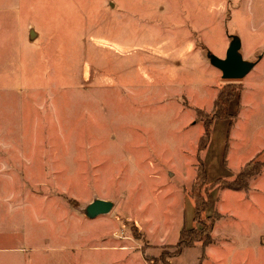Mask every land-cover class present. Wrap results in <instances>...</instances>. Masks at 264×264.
<instances>
[{
    "label": "rangeland",
    "instance_id": "374dc122",
    "mask_svg": "<svg viewBox=\"0 0 264 264\" xmlns=\"http://www.w3.org/2000/svg\"><path fill=\"white\" fill-rule=\"evenodd\" d=\"M235 36L255 67L227 81L210 55ZM230 83L233 125L215 120L198 153ZM197 157L208 185L263 165L210 190L205 229ZM96 198L115 207L88 219ZM210 219L193 264H264V0H0V264H164Z\"/></svg>",
    "mask_w": 264,
    "mask_h": 264
},
{
    "label": "trees",
    "instance_id": "16d2710c",
    "mask_svg": "<svg viewBox=\"0 0 264 264\" xmlns=\"http://www.w3.org/2000/svg\"><path fill=\"white\" fill-rule=\"evenodd\" d=\"M242 88L243 87H241V84L230 83L228 85L223 86L219 90L214 103V111L212 113V116H207L206 120L203 121L204 132L198 141V153L203 152L208 148L212 135V126L215 120H228L230 122L229 125H233L232 115L229 112V108L231 102L235 100L242 92ZM197 160L198 165L196 166V175L191 187V195L195 199L194 221L202 225V227L205 229V223L202 220V215L212 206V196L210 194V190L213 189L216 185L220 184L222 189H229L232 191L241 192L248 188L249 178H253L260 174V166L262 168L263 165H260V163H255L251 168L247 167L240 171L236 178L232 181L218 180L215 181L213 184L208 185V177L207 171L205 169L204 160L200 157H197ZM256 167L258 168L256 169ZM203 190H209L206 199L201 194V191ZM214 222V219H210V224L208 227H206L208 232H204L206 236H202L203 231L201 229L183 228L181 230L179 241L176 246V252L171 255L170 258H173L174 256L178 255L183 248L194 246L198 242H203L204 246L211 244V232L214 227ZM169 259H167L164 264H169Z\"/></svg>",
    "mask_w": 264,
    "mask_h": 264
},
{
    "label": "water",
    "instance_id": "95a60500",
    "mask_svg": "<svg viewBox=\"0 0 264 264\" xmlns=\"http://www.w3.org/2000/svg\"><path fill=\"white\" fill-rule=\"evenodd\" d=\"M34 36L35 33L32 30L30 38L33 39ZM240 50L241 40L235 36L230 43L225 59H220L214 55H210L211 64L222 72L224 80H242L255 67V63L244 60ZM114 207L115 203L113 201L96 198L82 210V213L88 219H94L99 216L110 214Z\"/></svg>",
    "mask_w": 264,
    "mask_h": 264
},
{
    "label": "crops",
    "instance_id": "0c3cea01",
    "mask_svg": "<svg viewBox=\"0 0 264 264\" xmlns=\"http://www.w3.org/2000/svg\"><path fill=\"white\" fill-rule=\"evenodd\" d=\"M195 50L197 51V49H195ZM199 53H200L201 58H202V63H205V57L203 56V53L200 51H199ZM179 237H180V235H179ZM178 241H179V239H178ZM151 246H153V245H151ZM163 246L164 245H161L160 247H163ZM195 246L196 245L183 248L178 255L169 259V264H173L174 260H177L183 264H193V261H196V263H197L198 259L200 258L199 257L200 250H198ZM160 247H158V248H154V247L147 248L144 254L146 256L158 257L161 254V250H162ZM203 247L206 248L208 246L203 245ZM144 260H145L146 264H151L146 259H144Z\"/></svg>",
    "mask_w": 264,
    "mask_h": 264
}]
</instances>
